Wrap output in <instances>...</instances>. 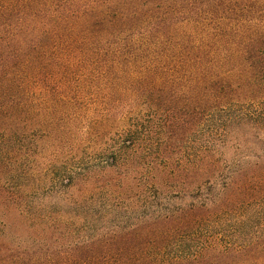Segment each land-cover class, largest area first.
Listing matches in <instances>:
<instances>
[{"label":"trees","instance_id":"16d2710c","mask_svg":"<svg viewBox=\"0 0 264 264\" xmlns=\"http://www.w3.org/2000/svg\"><path fill=\"white\" fill-rule=\"evenodd\" d=\"M71 111L87 139L109 135L102 163L124 178L66 168L58 211L0 183L26 225L0 222V264H264V0H0L3 166ZM232 212V245L157 257Z\"/></svg>","mask_w":264,"mask_h":264},{"label":"rangeland","instance_id":"374dc122","mask_svg":"<svg viewBox=\"0 0 264 264\" xmlns=\"http://www.w3.org/2000/svg\"><path fill=\"white\" fill-rule=\"evenodd\" d=\"M73 114L74 112L72 111L66 114H58L56 118L58 121L55 127L53 129H49L48 133L43 131L37 133L33 132L34 134H37V136H35V140L31 138L33 142L29 143V147L35 150V153L24 156L22 160L13 165L14 169L17 167L19 168V172L15 173L9 171L10 169H6V165L3 166L4 161H2V154L0 152V183H4L6 181V188L11 190L15 189L16 191H22L24 193V197L20 199V203L23 204L21 207L26 206L32 210L62 209L63 204L58 200V197L61 196L60 191L62 190L61 183L58 181V178L61 172L66 168H77L78 171L79 167L90 166V171L97 168V170H94V173H96L95 176L102 171L103 173H100L101 176L98 177V180L102 181L103 184H107L109 182L116 184L114 182L115 180L117 182L124 178L123 171L121 169H111L102 163V160L106 159V156H104L103 153L109 149V145H104V142L109 135L107 136L106 134L103 141H101L102 132L99 130L98 132H100V134L97 138H90V140L87 139L85 131L82 129L84 127L83 121H85V113H79L78 116L75 114V118L70 119ZM62 118L64 120H59ZM64 122H67L65 124H68L69 128L72 129V134L66 135L67 138L64 142L59 143V137L60 139H64L61 138L62 133H60L61 125H63ZM112 131L113 130L109 133H112ZM91 158L95 159L93 163H90V161H93ZM83 160H87L89 162L81 163ZM83 164L85 165L82 166ZM85 187L84 182H74L73 186L69 189L70 196L71 193L78 196L85 194L83 191ZM1 192L3 191L0 186V193ZM4 194H6L5 191ZM16 206V204L13 202L10 203V201L7 205H2L0 202V222L4 219V221L8 224L7 230H9V236L10 234L12 236L25 234L24 230L26 225L23 221H21L20 216L15 212L14 207ZM148 215L151 216L152 211H150ZM132 216L134 217V215ZM131 222H133V220H131ZM202 233L203 235L201 238L194 237L192 239L190 237L182 242H177L176 245L173 243L170 248L164 251V254L158 252L157 257H160V255L163 257L166 256L165 258L176 256L180 245V249L187 252L189 250L191 253V248L194 249L196 246L207 241L216 243L215 247L217 246L222 249L228 245H232L233 212L228 217L209 220L208 227H206ZM246 234H248V229H245L244 237L240 236L237 241H247L245 237L248 236ZM149 240V244L146 246L145 250L149 253L158 251V248L162 247L165 242H162V240L160 242L158 234L152 235ZM209 256H216L217 260L220 258L224 259L219 264H236V261H239L238 259H234L231 253H228L229 259L227 260L223 256L219 255L218 252H214ZM209 264H213V262H209Z\"/></svg>","mask_w":264,"mask_h":264}]
</instances>
